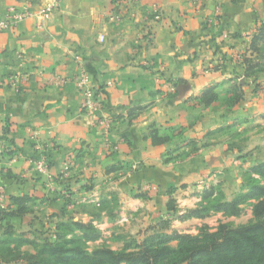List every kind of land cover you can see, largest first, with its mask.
Listing matches in <instances>:
<instances>
[{
  "label": "crops",
  "instance_id": "1",
  "mask_svg": "<svg viewBox=\"0 0 264 264\" xmlns=\"http://www.w3.org/2000/svg\"><path fill=\"white\" fill-rule=\"evenodd\" d=\"M50 1L0 0V20L8 8ZM263 22L264 0H60L44 22L0 32V242L5 226L29 232L62 220L63 207L97 205L105 189L121 214L76 221L142 223L163 214L171 189L181 203L209 177L227 178L237 152L227 135H209L264 125V72L248 74L261 59L252 42ZM82 72L97 110L65 83ZM209 94L218 99L206 105ZM152 130L182 134L160 144ZM22 202L29 212L5 221Z\"/></svg>",
  "mask_w": 264,
  "mask_h": 264
},
{
  "label": "trees",
  "instance_id": "2",
  "mask_svg": "<svg viewBox=\"0 0 264 264\" xmlns=\"http://www.w3.org/2000/svg\"><path fill=\"white\" fill-rule=\"evenodd\" d=\"M252 50L261 59L259 62L249 61V75L264 72V22L253 39ZM217 99L216 94H209L203 102L209 105ZM180 134L182 131L175 130L171 132V137H163L157 130L151 131L153 142L160 144L169 143ZM208 143H203L202 148H208ZM195 150H198L196 146L191 151ZM250 174L245 194L226 202L220 196L212 199V191L203 197V200H214L211 208L187 211L181 218L204 219L209 216L210 210L238 217L243 212L241 206L251 201L253 220L245 225L233 227L220 224L214 231L203 227L197 235H183L175 231L167 234L163 232L164 226L159 225L152 227L153 233L146 234L142 240L132 238L125 241L121 250L98 248L88 252L84 244L95 242L99 237V231L94 226L96 215L94 220L84 223L72 216L66 218L68 209L63 207L58 216L63 219L56 223L55 231L49 229L51 236L39 243L32 237L31 231L17 232L12 226H5V242H0V264H264V161L254 166ZM28 212L22 202L18 210L4 211L2 217L6 221ZM63 229L67 231L65 234H61ZM23 246L33 248L35 253L22 252Z\"/></svg>",
  "mask_w": 264,
  "mask_h": 264
},
{
  "label": "rangeland",
  "instance_id": "3",
  "mask_svg": "<svg viewBox=\"0 0 264 264\" xmlns=\"http://www.w3.org/2000/svg\"><path fill=\"white\" fill-rule=\"evenodd\" d=\"M257 131H252L251 128L239 130H229L217 132L211 137H223L228 136L227 147L229 151L237 152L233 158V167L230 170L229 176L223 181H219L218 177H209V182L205 185L198 183L194 187L192 192H187L183 195L186 201L179 202L180 195L177 191L173 189L169 194V199L165 203L164 212L160 216H154L150 220H143L139 223L134 220H139L140 217L133 218L130 221V225L126 221H120L113 223V225L108 224L105 228L100 229L96 225V230L99 231V237L95 242H89L84 244V249L88 252H92L98 248H108L114 251L112 247H118L121 250L124 246L125 241H130V239L135 238L142 240L146 234H152V227L163 225V232L171 234L173 231L183 234V235H197L203 227H207L209 230L214 231L218 228L220 224H230L233 227L245 225L253 220L251 201L245 203L241 208L243 212L238 217H228L224 216L222 213H213L210 210L209 216L204 219H181L187 211L201 209L202 207L211 208L214 200L207 201L203 200V197L207 193L213 191L212 199L219 198L231 202L240 195L247 192V180L250 177V170L257 164L264 161V125H259ZM237 131V132H236ZM226 136V137H227ZM236 161L238 163H236ZM235 164V165H234ZM109 185H107V188ZM150 189V186H148ZM105 196L101 198L99 204L79 206L76 209H68L66 212V218L72 216L73 219H80L85 216V214L92 216L101 215V213H106L108 216H118L119 213V202L118 195L110 190H104ZM139 197L143 199L149 198L147 195H140ZM191 197L190 199H188ZM146 216V215H145ZM65 218V219H66ZM58 221L55 219L47 218L43 226L30 228V233L33 234L32 237L36 238V241L42 242L44 238H49L51 234H48L49 229L55 231V223ZM67 231L62 230L61 234H65ZM55 233H53V239L55 238ZM176 245L175 243L173 244ZM22 252L35 253V250L29 246H23L21 248Z\"/></svg>",
  "mask_w": 264,
  "mask_h": 264
},
{
  "label": "built area",
  "instance_id": "4",
  "mask_svg": "<svg viewBox=\"0 0 264 264\" xmlns=\"http://www.w3.org/2000/svg\"><path fill=\"white\" fill-rule=\"evenodd\" d=\"M60 7V0H51L47 5L43 6L38 11H34L32 4H26L23 7L17 8H8L3 15V18L0 20V32L7 30L8 28L15 26L19 23L27 22L33 19L44 22L52 14H54ZM10 85L13 87L17 86L19 80L17 77H11ZM76 83L81 89L84 95V101L82 104L83 109L87 110H97L99 109V102L96 99L93 88L89 84V76L87 72H82L79 76L74 77L72 80L66 81L65 83ZM104 135L108 137L109 135V124L105 123ZM34 167L38 173H46V164L43 161L34 162Z\"/></svg>",
  "mask_w": 264,
  "mask_h": 264
}]
</instances>
